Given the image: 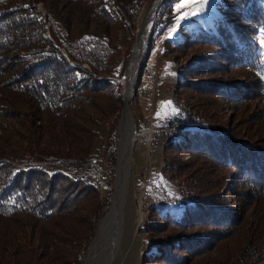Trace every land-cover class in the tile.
I'll use <instances>...</instances> for the list:
<instances>
[{"label":"trees","instance_id":"16d2710c","mask_svg":"<svg viewBox=\"0 0 264 264\" xmlns=\"http://www.w3.org/2000/svg\"><path fill=\"white\" fill-rule=\"evenodd\" d=\"M148 1L0 0V264L84 263L113 193L119 78L131 46L121 52V32L134 38ZM218 9L223 19L185 32L167 54L188 61L180 86L224 98L260 129L246 109L264 113V54L249 37L264 27V0H221ZM184 109L168 122L179 136L165 151L185 200L150 208L142 229L155 246L142 264H264V134L245 137L210 111ZM102 124L103 200L92 173ZM246 196L256 203L244 218Z\"/></svg>","mask_w":264,"mask_h":264},{"label":"rangeland","instance_id":"374dc122","mask_svg":"<svg viewBox=\"0 0 264 264\" xmlns=\"http://www.w3.org/2000/svg\"><path fill=\"white\" fill-rule=\"evenodd\" d=\"M153 1L150 0L144 3V6L140 10L141 12L136 23L137 28L131 41H129L131 34L128 33L126 27H123L121 32V52L131 43L129 58L124 68L125 71L122 77L119 78L122 85V98L124 96L122 79L127 73L126 69H128L132 58L139 19L145 8ZM220 4L221 0H171L169 7L164 10V13L158 15L157 12L154 18L152 26L155 25L156 32L153 35V43L149 46L148 41L138 69L139 72L141 71L140 69L143 71L144 68L146 71L142 76L140 73V75H137L135 81L141 76L139 80L140 87L137 92L134 87L131 101L127 105L130 113H132V125L136 134L130 152L132 157L128 184V189L129 187L130 189L128 190V205L124 213L120 238L108 261L104 260L105 254H103L104 249L101 242V246L98 247L96 252L97 256L94 258L92 264H142L143 254L152 251V248L155 246L147 237L148 235L143 233L142 229L150 208L153 206L165 210V208L180 206L185 200L180 180L173 179V173L168 169L169 157L166 156L165 151L166 143L170 140H176L179 136V133L173 130V127H169L168 122L177 116H184V107L189 106L194 109L201 107L204 111H210L209 113L215 114L217 118L222 119L230 125H234L235 130L237 127L239 131L244 133L245 137L256 138L257 140L262 139L261 135L264 134V113L262 112L263 110L259 109L260 106L256 105L253 108L250 106L247 107L249 109H246L247 114L254 111L252 115L259 116L262 124L260 129L256 123L257 121H249L246 124H242L238 110H232L230 105L226 104L224 98L220 97L219 99L207 95L200 96L190 91L187 87L180 86V81L183 79L182 69L188 64V61L173 59L172 55L167 54L166 51L167 47H172L185 32L188 33L190 30L203 27H212L215 19H223L222 13L218 9ZM37 7L42 15H46L41 3ZM249 37L257 41L258 49L264 54V27L262 26L255 35L253 34ZM262 66V78L264 80V56ZM228 74L230 77L236 75L232 74V72H228ZM210 99H213V102ZM249 105L252 104L249 103ZM108 133L107 126L102 124L100 135L94 142L97 163L92 173L99 179L98 187L102 200L107 197V193L109 192V187L106 185L104 178L103 161L100 158L101 149L105 145ZM114 147L118 157L115 167L116 171L120 159V132L118 128L116 131V145ZM178 156L184 157V160H188L189 158L187 155L178 154ZM213 176H216V174ZM112 187L114 192V184H112ZM224 187L226 189L228 185L226 184L225 186L224 184ZM233 201L231 200L230 203L233 204ZM255 203L256 200L253 197L249 198L247 196L244 202H240L244 218L249 217ZM110 205L111 202L109 207ZM257 205L262 207L261 202L257 203ZM102 220L100 219L97 224L94 237L88 245L89 248L84 257L83 264L87 261L90 248ZM205 258L201 257L198 260L202 261ZM194 260V258L191 260L193 264L195 263L193 262Z\"/></svg>","mask_w":264,"mask_h":264},{"label":"bare ground","instance_id":"6f19581e","mask_svg":"<svg viewBox=\"0 0 264 264\" xmlns=\"http://www.w3.org/2000/svg\"><path fill=\"white\" fill-rule=\"evenodd\" d=\"M159 0H154L148 5L142 13L139 23L138 32L136 34V42L132 52V58L129 64L127 73L122 79L124 85V99L126 101V107L124 110V116L119 126L120 132V148H119V162L117 168V177L115 180L116 195L111 208L107 211L104 219L100 221V225L97 229V234L90 248L88 258L85 264H92L94 258L97 256L96 252L101 242L103 243V249L105 254V261L109 260V256L114 251L116 244L119 241L121 234V227L123 223L125 209L128 205V184L131 169V147L134 144L135 130L132 125V113H130L127 105L131 101L134 89V81L139 72L140 60L145 52L146 45L148 43V35L152 29L154 22V10L158 5ZM105 245V246H104ZM102 248V247H101Z\"/></svg>","mask_w":264,"mask_h":264},{"label":"water","instance_id":"95a60500","mask_svg":"<svg viewBox=\"0 0 264 264\" xmlns=\"http://www.w3.org/2000/svg\"><path fill=\"white\" fill-rule=\"evenodd\" d=\"M164 0H159V2H158V5H157V7L155 8V12H154V17L156 16V14H157V9L159 8V5L163 2ZM151 33H152V29H151V31H150V34L148 35V39H149V37H150V35H151ZM136 40V39H135ZM145 60H146V58H145ZM141 66H143L142 64H141ZM140 72H138V74H139ZM135 83V82H134ZM135 85V84H134ZM123 92H124V88H123ZM123 102H124V104H123V108H122V111H121V116H120V119H119V123H118V129H119V126H120V123H121V120H122V118H123V116H124V110H125V107H126V101H125V99H124V96H123ZM118 166V165H117ZM116 171H117V168H116ZM115 171V172H116ZM115 179H114V181H113V184H114V187H115V180H116V177H117V172L115 173ZM115 195H116V187L114 188V192H113V195H112V198H111V205H110V207H109V209L111 208V206H112V203L114 202V198H115ZM108 209V210H109ZM107 210V211H108ZM107 213H105V215H106ZM105 215H104V217H105ZM102 220V219H101ZM86 262V261H85Z\"/></svg>","mask_w":264,"mask_h":264}]
</instances>
